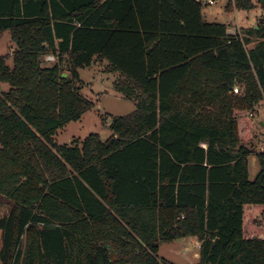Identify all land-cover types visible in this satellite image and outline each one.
Masks as SVG:
<instances>
[{"label":"trees","instance_id":"16d2710c","mask_svg":"<svg viewBox=\"0 0 264 264\" xmlns=\"http://www.w3.org/2000/svg\"><path fill=\"white\" fill-rule=\"evenodd\" d=\"M243 30L207 22L200 0H0L16 43L13 66L0 56L2 264H175L160 246L188 235L196 264H264V152L248 168L264 20ZM97 59L136 109L106 139L60 143L94 107L79 69Z\"/></svg>","mask_w":264,"mask_h":264},{"label":"rangeland","instance_id":"374dc122","mask_svg":"<svg viewBox=\"0 0 264 264\" xmlns=\"http://www.w3.org/2000/svg\"><path fill=\"white\" fill-rule=\"evenodd\" d=\"M201 1L203 3V8L209 7L211 11H217L221 10V7H224L225 4L231 0H217L216 4L209 6L204 4V0ZM232 13L234 14V12ZM225 16L227 17V13L218 18L223 19L226 18ZM235 16L234 19L230 14L229 17H231V19H229V22L233 20L234 24L238 23L239 27H242L241 30L235 29L236 33L240 31L244 33L245 31L243 29L256 27L260 21L264 20V10L259 4H256L251 9L236 8ZM225 20H228V18ZM253 39L254 40L248 45L249 49L257 44L258 40L256 38ZM15 49L16 43L12 39L10 32L3 31L0 34V56H6L10 66H13V54ZM52 63L54 62H44V65L50 66ZM64 67L66 68V66ZM65 73L68 75L70 72L67 71ZM79 74L81 79L84 80L82 82V93L92 100L94 107L87 111L80 120L71 121L58 131L56 139L60 143H74L76 141L81 143L87 135L93 132L99 133L102 139H106L111 134L109 125L113 117L128 115L136 109V102L134 100L125 97L115 90L114 84L119 80V74L109 71L105 62L97 59L92 66L79 69ZM8 89L9 84L0 82V93ZM255 113L257 116L254 121L255 138L253 144L256 148L248 157L250 180H254L261 170L258 153L264 152V125H262L259 119L264 121V101L257 104ZM9 209L10 206L8 203H2L0 205V217L6 215ZM258 224H264V220L260 218ZM1 246L2 233L0 231V249ZM187 246L189 252H185L186 250H184ZM198 252L197 246H193L191 244V238L186 236L176 242L163 243L160 246L157 257L160 261L167 260L175 264H196L199 262V260L197 262L196 258ZM0 264H2L1 259Z\"/></svg>","mask_w":264,"mask_h":264},{"label":"crops","instance_id":"0c3cea01","mask_svg":"<svg viewBox=\"0 0 264 264\" xmlns=\"http://www.w3.org/2000/svg\"><path fill=\"white\" fill-rule=\"evenodd\" d=\"M201 1V0H200ZM216 2H217V0H213V3H210L209 2V0H204V4L206 5V6H209V5H214V4H216ZM209 7H206V8H203V15H204V19L207 21V22H220V23H225V24H227V26H228V31L230 32V31H232V30H234V29H242V27H239V24L237 23V24H234L233 23V20L231 21V22H229V19H231V17H234V19H235V10H236V8L234 7V0H231V1H229L228 3H226L225 4V6L224 7H221V10H217V11H211L210 10V8L208 9ZM232 12H234V14L232 13ZM225 13H227V17L226 18H228V20H225L226 18H223V19H220V18H218V17H222V16H224V14ZM231 14V17H229V15ZM219 19V20H218ZM232 26H235V27H232ZM249 28H251V27H249ZM241 32V31H240ZM95 61H97V60H95ZM94 61V62H95ZM100 61H102V62H105L106 63V65H107V61H105V60H100ZM94 64V63H93ZM92 64V65H93ZM91 65V66H92ZM65 66H66V68L65 69H68V67H67V64H65ZM68 71V70H67ZM84 81V80H83ZM262 125H264L263 123H262ZM187 237H190L191 238V244L193 245V246H197V249L199 250V252H200V246H201V242H200V240L196 237V236H191V235H188ZM185 238V237H184ZM176 242V241H175ZM162 245V244H161ZM184 250H186L185 252H189V248H188V246L187 247H185L184 248ZM184 252V253H185ZM199 252H198V254H196V258H197V262H198V260H200V257H199ZM183 253V254H184Z\"/></svg>","mask_w":264,"mask_h":264},{"label":"built area","instance_id":"2783aa9c","mask_svg":"<svg viewBox=\"0 0 264 264\" xmlns=\"http://www.w3.org/2000/svg\"><path fill=\"white\" fill-rule=\"evenodd\" d=\"M209 2L210 3H213V0H209ZM230 32H231V34H236V30L235 29L232 30V31H230ZM46 60L49 61V62H54V61L57 60V58H56V56L54 54L51 53V54H48L46 56ZM233 91H234V93L239 94L240 93V87L238 85H236L234 87ZM251 116L254 117V118H256L257 114L255 112H253V113H251ZM259 120H260L261 123L264 124V121L263 120H261V119H259Z\"/></svg>","mask_w":264,"mask_h":264},{"label":"water","instance_id":"95a60500","mask_svg":"<svg viewBox=\"0 0 264 264\" xmlns=\"http://www.w3.org/2000/svg\"><path fill=\"white\" fill-rule=\"evenodd\" d=\"M67 74L66 73H64V76H66Z\"/></svg>","mask_w":264,"mask_h":264}]
</instances>
